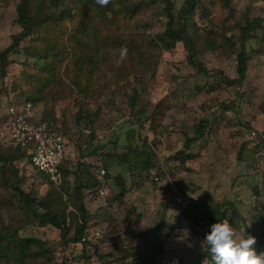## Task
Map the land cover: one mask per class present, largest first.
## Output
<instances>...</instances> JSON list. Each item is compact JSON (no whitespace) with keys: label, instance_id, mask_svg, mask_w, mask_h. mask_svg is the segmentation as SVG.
<instances>
[{"label":"rangeland","instance_id":"rangeland-1","mask_svg":"<svg viewBox=\"0 0 264 264\" xmlns=\"http://www.w3.org/2000/svg\"><path fill=\"white\" fill-rule=\"evenodd\" d=\"M19 1L0 0V53L21 30L16 22ZM184 2L171 0L176 10ZM121 3L138 10L132 20L117 26L109 19L116 12L114 5ZM30 4L33 11L43 5L54 20L64 10L71 11V17L61 23L68 33L55 36V43L66 53L55 57L50 50L44 55L47 59L27 58L22 51L9 55L7 75L0 78V142L6 144L8 138L6 106L37 95L42 101L34 105L36 120H56L55 126L69 138L65 169L92 179L102 176L95 173V168H102L107 177L100 179L99 187L83 190L84 206L94 215L93 229L99 232L84 251L80 244L68 242L80 228L74 177L62 175L54 189L35 176L27 160L0 171V220L5 227L23 238L38 239L56 264H187L204 260L201 248L212 224L228 218L245 233L244 225L230 215L229 204L248 226L264 217V149L247 140L251 130L264 125V23L245 41L249 62L242 85L227 84L238 77L240 28L254 18L264 20V0H198L192 16L198 52L192 62L185 46L177 43L172 49L154 50L155 63L149 60L144 65L136 61L133 41L151 47L156 36L163 35L167 20L160 0H110L100 9L109 8L104 17L75 0H31ZM85 21L88 27L82 29ZM34 39L22 41L21 47H29ZM80 39L102 54L89 95L83 91L87 75L74 66L75 53L85 54ZM35 45L46 47L41 40ZM121 46L128 48V55L118 63ZM29 74L47 75L49 81L30 83L25 78ZM133 89L139 104L130 108L127 96ZM78 112H98V131L91 145L97 150L92 156L85 153L88 133L78 132L72 122ZM203 120L208 122L207 131L186 150L185 139L195 137ZM131 131L140 146L144 138L154 142L158 156L150 169L134 179L126 165L109 157L125 154ZM241 146L242 160L237 158ZM13 170L22 178L20 188L25 193L65 214L71 226L65 239L50 225L39 227L41 220L32 210L43 214V208L19 203L11 189ZM119 174L126 178L123 192L116 185ZM177 196L180 203L173 200ZM254 247L257 254L264 253V238L256 239ZM40 263L47 264L37 257L34 264Z\"/></svg>","mask_w":264,"mask_h":264},{"label":"trees","instance_id":"trees-1","mask_svg":"<svg viewBox=\"0 0 264 264\" xmlns=\"http://www.w3.org/2000/svg\"><path fill=\"white\" fill-rule=\"evenodd\" d=\"M31 0H20L16 6V15H17V25L20 27V32L13 35L11 37V44L4 49L0 53V78L4 79L7 75L6 69L11 64V61L8 59L9 55L12 53L25 52V56L28 58H42L47 59L48 52L51 50V54L55 57L60 55H64L66 53V48L63 46H58L55 43V36L66 35L68 32L66 29L61 26V23L65 22L66 19L71 17V11L66 9L62 12L61 17L58 20L52 19L51 16L45 13L44 6L42 5L38 10L33 11L31 4ZM76 2L83 3L86 9L90 10L88 12H92L95 14H99L100 17H104L106 11L109 8H105V11L100 12L101 6L96 3V0H75ZM156 1V0H153ZM198 0H185L184 5L176 10L172 5L171 0H160L163 3L162 14L166 18L165 30L162 36H156L155 42H152V46H145L143 42L137 41L134 39L133 45V53L135 55L136 61L138 64H147L149 60H152L155 63L154 56L151 53L154 50H158V52L162 50H168L174 48L177 43H181L185 46L188 51V57L190 62H192L193 58L197 55V48L195 46L196 39H199L198 34L196 33V28L194 24V7L195 3ZM57 1L52 3L53 7H56ZM115 14L113 19H109L113 22V24H118L122 20H132L134 18L135 13L138 10V6L125 5L124 3L116 4ZM81 11H83L81 9ZM94 19L88 18V21ZM85 21L82 23V29H87V23ZM264 23V20L261 18H254L253 20L247 22L245 26L240 28V36H239V53L237 55V78L234 80H229L227 82L230 86L239 87L242 85L244 81L246 72H247V64L249 62V58L247 57L245 50V41L252 35L260 31V27ZM118 26V25H117ZM119 29V28H118ZM83 31V30H82ZM96 33V32H94ZM81 34V32H80ZM83 34V33H82ZM33 36L35 39L32 41V44L27 48L21 47V42ZM85 39V38H84ZM84 39H80L82 48H84L85 54H77L75 61V69L77 71L80 70L84 75H87L86 86L83 88V91L86 95H89L90 87L92 85V78L94 76V72L99 70L98 64L100 63V58L102 54L99 49H96L92 46V43H85ZM41 40L46 47L38 48L35 43L36 41ZM52 45V46H51ZM47 55V56H44ZM27 77V78H26ZM25 78L30 83L41 84L42 82L49 81V77L47 75L38 76V75H26ZM78 81V78H77ZM96 84V83H95ZM94 84V85H95ZM79 87V81L77 84ZM137 90L133 89L131 94L127 96L128 105L130 108H134L139 101L137 99ZM26 102L31 103L34 108V105L38 104L42 100L37 95L30 96L26 100ZM22 103H26V102ZM98 113V112H97ZM97 113H89V112H78L72 122L75 126L76 130L81 134L88 133V141L86 143V155L92 156L94 152L97 150L96 148L92 149L91 145L95 140V133L98 131V126L96 125V117ZM141 115H144V112H141ZM136 119V118H135ZM47 124L56 125V120L53 119L52 122H46ZM141 127V126H140ZM208 122L207 120L201 121L197 125L196 134L193 138L185 139V149L189 150L190 146L196 143V141L204 135L207 131ZM67 146H68V136L66 135ZM147 139H143V145L140 146L139 139H136L133 131H131L126 139H125V154L120 155L116 154L115 156H109L115 158L119 165H126L129 176L131 179L136 178L137 173L144 172L146 169H150L152 164L158 161V156L155 152L154 142L150 144L146 142ZM155 145H157L155 143ZM66 146V151H67ZM254 146L260 147L264 149V141L258 140L254 143ZM2 149V150H1ZM244 148L241 146L238 152V159L242 160V152ZM66 157V153H65ZM64 157L62 164L59 169L64 177L73 176L74 177V193L77 198V209L79 212V223L80 228L74 230L73 238L68 240V242L72 244H80L82 246L83 251L92 246V241L98 239L94 233L97 231L93 229L95 225L92 223L94 215L84 206V194L83 190L88 189L92 186L99 187L100 179H104L107 177L104 172V169L95 168V173L101 172L102 176L97 177V175L92 176L91 178H84L76 171H70L65 169L66 158ZM142 157L145 159L143 160ZM192 157V156H191ZM190 158V156H189ZM28 161L27 156L25 155L24 150L21 148L14 146L10 143L7 138L6 144H2L0 142V171L3 172L4 169H14V164L16 162ZM31 171L35 174V176L42 182L49 184L52 188L55 189L54 184L50 181L47 175L36 171L30 165ZM104 167V166H103ZM14 171V180L12 182V190L14 192V196H19V203L24 206L33 207V205H37V208L41 207L44 209V213L40 214L38 210H32V215L39 218L41 220L39 227L52 226L56 230L59 231L60 236L64 239L67 237L68 233L71 230V226L67 225L66 217L64 213H58L50 209L46 201L44 200H36L32 198L30 194L25 193L21 188L20 184L22 183V178H19L17 171ZM106 176V177H105ZM139 176V174H138ZM96 177V179H95ZM123 178L126 179L123 175L119 174L116 177V185L121 188V192L125 190ZM143 181L144 179L141 178ZM174 200V199H173ZM231 208V216L234 220L244 225L246 235L250 234L256 239L264 238V217L257 219L252 226H248L247 220L241 216L235 207L232 204H229ZM1 213V210H0ZM226 212L221 213V217H225ZM1 217V216H0ZM231 218V219H232ZM1 221V220H0ZM0 264H34L37 260V257H42L44 259V263L47 264H56L52 262L50 256L46 255V251L43 244L36 238H23L19 236L14 230H11L10 227H5L3 225V221L0 222ZM256 227L257 231L253 228ZM98 232V231H97ZM99 233V232H98ZM35 246L37 252L32 248ZM201 250L203 251V258L209 256L210 253L208 245L205 244ZM159 254H162V249ZM201 261H196L193 263L187 264H201ZM41 264V263H40ZM179 264H184L180 262Z\"/></svg>","mask_w":264,"mask_h":264},{"label":"built area","instance_id":"built-area-1","mask_svg":"<svg viewBox=\"0 0 264 264\" xmlns=\"http://www.w3.org/2000/svg\"><path fill=\"white\" fill-rule=\"evenodd\" d=\"M5 111L10 143L24 150L33 169L47 175L54 186L60 185L62 179L59 167L67 146L65 134L59 130V126L38 122L35 109L29 102L8 104ZM247 140L264 141V125L251 130ZM174 200L176 203L181 202L178 196ZM94 235L98 237L99 233L96 231Z\"/></svg>","mask_w":264,"mask_h":264},{"label":"clouds","instance_id":"clouds-1","mask_svg":"<svg viewBox=\"0 0 264 264\" xmlns=\"http://www.w3.org/2000/svg\"><path fill=\"white\" fill-rule=\"evenodd\" d=\"M96 3L106 7L110 0H96ZM127 55L128 48L121 46L118 63L126 59ZM203 242L208 245L210 259L206 257L201 264H264V253L257 254L254 247L256 237L239 232L228 218L212 224ZM173 264L178 262L174 261Z\"/></svg>","mask_w":264,"mask_h":264}]
</instances>
